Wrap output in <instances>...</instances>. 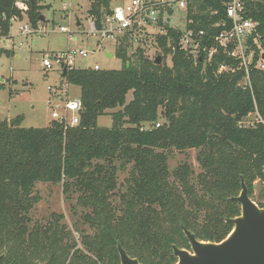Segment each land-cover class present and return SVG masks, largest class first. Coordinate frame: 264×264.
Instances as JSON below:
<instances>
[{
	"label": "trees",
	"instance_id": "trees-1",
	"mask_svg": "<svg viewBox=\"0 0 264 264\" xmlns=\"http://www.w3.org/2000/svg\"><path fill=\"white\" fill-rule=\"evenodd\" d=\"M27 1V15L37 27L47 5ZM81 1L89 3L87 13L101 27L117 0ZM225 1L193 0L190 7L194 26L207 30L203 58L169 47L178 42L175 32L160 39L161 64L155 63L158 55L151 58L139 49L131 54L129 40L121 39L115 55L122 68L62 75L80 88L77 125L52 120L47 127L25 128L21 115L0 122V254H5L0 264H121L118 243L143 264H175L173 246L190 248L183 226L199 240L227 237L233 225L226 219L241 213L240 203L230 200L239 195L241 178L251 197L255 180L264 183V123L241 126L256 110L264 119V72L257 68L260 46L264 49V0L246 3L247 17L258 23V42L251 40V87L243 85L239 60L221 49L206 59L214 37L226 28L213 26L226 19ZM22 18L15 0H0V35ZM221 65L231 70L219 73ZM105 114L112 117L110 127L98 124ZM188 149L199 150L195 178L189 165L172 171L167 164L170 152ZM128 165L121 188L117 173ZM38 182L61 184L70 203L77 194V203L87 209L82 219L92 229L77 230L82 248L63 214L32 219L40 201Z\"/></svg>",
	"mask_w": 264,
	"mask_h": 264
},
{
	"label": "rangeland",
	"instance_id": "rangeland-1",
	"mask_svg": "<svg viewBox=\"0 0 264 264\" xmlns=\"http://www.w3.org/2000/svg\"><path fill=\"white\" fill-rule=\"evenodd\" d=\"M47 7L42 10L43 26L47 33L24 34L21 26L29 23V18L23 14L22 19L12 22L7 35H0V77L4 79L0 83V122L23 116L22 126L47 127L52 120V111L71 116L72 113L65 109V103L70 99H80V88L76 85L66 84L62 79V72L57 65L46 70L42 61L44 56L54 57L69 48L96 49L93 54L82 60L83 67L93 66L98 63L103 69H120L123 61L115 55L116 47L113 42H102V49L96 48L97 38L88 33L89 19L87 13L89 3L81 0H71L70 8L63 9L65 0H44ZM49 6V7H48ZM80 21L81 24L77 25ZM38 26V25H37ZM64 26L67 32H62L60 27ZM151 57L163 55L157 48L146 50ZM113 53L114 57L109 58L108 54ZM170 62V60H167ZM163 62V60H162ZM55 87L59 90L53 93ZM133 98V93L127 94V101ZM257 115L248 117V122L255 121ZM164 118L160 119L163 123ZM98 124L102 127L112 125L110 114L100 116ZM148 128L149 125L145 124ZM199 150L188 149L185 151H172L167 158L170 170L176 169L181 164H187L194 170V175L201 171L198 161ZM131 165L126 169H121L117 173L118 182L124 183L129 176ZM264 183L260 179L254 182L252 198L259 205L264 206ZM122 188V187H121ZM36 191L40 196V201L35 205L31 215L34 221H43L51 218L52 213L63 214V221L67 223L78 242V247L82 248L83 234L91 233L89 224L82 219V213L86 208L77 203L76 195L71 203L67 201L63 193L61 184L38 182ZM241 192V191H240ZM240 194V193H239ZM115 202H119L116 196Z\"/></svg>",
	"mask_w": 264,
	"mask_h": 264
},
{
	"label": "built area",
	"instance_id": "built-area-1",
	"mask_svg": "<svg viewBox=\"0 0 264 264\" xmlns=\"http://www.w3.org/2000/svg\"><path fill=\"white\" fill-rule=\"evenodd\" d=\"M70 1L65 0L63 2L64 10L70 8ZM247 1L249 0H227L224 2L226 19L213 26L226 28L214 37L215 45L208 50L206 59L210 61L213 54L221 49L223 53L239 60V68L245 71L243 85L251 87L250 67L255 55L251 40L254 39L255 42H258V37L255 36L258 34V23L247 17ZM192 2L193 0H117L112 12L104 17L101 27L98 26L94 17L89 19L88 33L97 38L96 48L98 49H102V42L104 41L113 42L116 47L119 40L127 38L132 46L131 54L134 55L139 49L148 55L146 52L148 47L157 48L163 54L160 46L161 37L167 36L170 32H175L178 35V42L175 45L170 43L169 47L184 50L195 59L203 58L200 54L207 36V30L194 26L196 21L192 15L196 13H190ZM15 6L22 14L28 16L29 3L27 0H15ZM204 12L217 13L212 9H207ZM42 22V20L39 21L38 26L34 27L29 20L28 24L21 26V32L26 35L34 32L47 33L45 26L41 25ZM60 30L67 32L64 26H61ZM260 48L261 56L257 61V68L264 72V49L261 46ZM94 52L96 49L69 48L54 57L44 56L42 64L46 70L57 65L62 73L64 68L67 71L80 68L101 70L103 68L98 63L90 67H83L82 65V60L87 58L89 53L93 54ZM229 70H231L229 66L221 65L218 72ZM57 91L59 90L55 87L53 93H57ZM81 107V102L78 99L67 100L65 109L70 111L72 115H63L57 111H52V117L69 126L77 125ZM252 114H256L257 117L255 121L248 122L247 119ZM250 115L241 122V126H253L258 122L264 123V119L258 110ZM159 125L157 124V126Z\"/></svg>",
	"mask_w": 264,
	"mask_h": 264
},
{
	"label": "water",
	"instance_id": "water-1",
	"mask_svg": "<svg viewBox=\"0 0 264 264\" xmlns=\"http://www.w3.org/2000/svg\"><path fill=\"white\" fill-rule=\"evenodd\" d=\"M80 24L78 21L77 25ZM108 57L112 58L113 54L109 53ZM155 63H162L161 55L156 57ZM66 73L67 69L64 68L62 75L65 76ZM3 82L4 79L0 77V83ZM241 186L240 194L230 198L240 203L241 213L226 219L227 223L233 225L227 237L219 242L203 241L183 226L190 248L173 246L174 255L178 259L175 264H264V206H260L250 196L243 177ZM118 252L121 264H143L138 258L130 256L121 243H118ZM4 257L5 254H0V262Z\"/></svg>",
	"mask_w": 264,
	"mask_h": 264
},
{
	"label": "bare ground",
	"instance_id": "bare-ground-1",
	"mask_svg": "<svg viewBox=\"0 0 264 264\" xmlns=\"http://www.w3.org/2000/svg\"><path fill=\"white\" fill-rule=\"evenodd\" d=\"M14 20H18V19H14ZM14 20H13V21H14ZM112 54H113V53H112ZM113 56H114V54H113ZM263 56H264V55H263ZM93 69H94V68H93ZM78 100H80V99H78ZM80 102H81V101H80Z\"/></svg>",
	"mask_w": 264,
	"mask_h": 264
},
{
	"label": "crops",
	"instance_id": "crops-1",
	"mask_svg": "<svg viewBox=\"0 0 264 264\" xmlns=\"http://www.w3.org/2000/svg\"><path fill=\"white\" fill-rule=\"evenodd\" d=\"M42 4H45V1H44V0L42 1ZM45 5H46V4H45ZM113 57H114V56H113ZM113 57H112V58H113Z\"/></svg>",
	"mask_w": 264,
	"mask_h": 264
}]
</instances>
